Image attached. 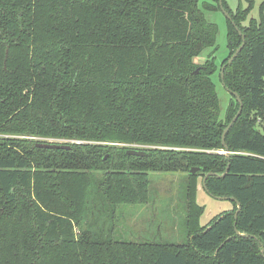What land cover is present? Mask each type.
<instances>
[{
  "label": "trees",
  "instance_id": "16d2710c",
  "mask_svg": "<svg viewBox=\"0 0 264 264\" xmlns=\"http://www.w3.org/2000/svg\"><path fill=\"white\" fill-rule=\"evenodd\" d=\"M245 2L231 12L221 0V117L217 27L203 13L219 0H0V264H264V0L242 26ZM233 93L241 112L222 144ZM208 173L206 193L240 211L230 202L200 227ZM168 174L179 175L181 244L128 224Z\"/></svg>",
  "mask_w": 264,
  "mask_h": 264
},
{
  "label": "rangeland",
  "instance_id": "374dc122",
  "mask_svg": "<svg viewBox=\"0 0 264 264\" xmlns=\"http://www.w3.org/2000/svg\"><path fill=\"white\" fill-rule=\"evenodd\" d=\"M223 2L231 12H235L237 7H240L241 9L247 8L245 0H223ZM260 3L261 0H254V3L246 16V20L242 22V26H247L248 21L251 19L256 21L259 20ZM203 13L206 20L217 27L216 51L213 54L217 70L211 76V80L215 85L216 94L219 100L220 116L223 117L227 105L231 101L230 94L221 83V76L219 73L221 62L228 57L226 39L227 16L226 13L220 9L214 12L204 11ZM210 52L211 50H205L202 54H200L198 59H196V62L198 64H203L208 58ZM151 176L152 175L150 174L149 179ZM169 176L171 177L158 176L157 179L155 177L152 178L156 179V181L152 183V188L156 192V199L153 200L152 207L148 208L147 206H137L133 208L130 211L133 215L128 218V224L140 229L150 222L153 226L152 231H155L157 243L181 244L185 242V234L183 226L184 213L182 206L178 204L179 175L173 176L172 174ZM197 186L195 201L196 204L203 209L199 218V226L203 227L221 212L230 210L231 203L229 201L217 200L208 195L202 188L200 180H198ZM155 237H149L148 235L145 236L144 234L145 239H153Z\"/></svg>",
  "mask_w": 264,
  "mask_h": 264
},
{
  "label": "water",
  "instance_id": "95a60500",
  "mask_svg": "<svg viewBox=\"0 0 264 264\" xmlns=\"http://www.w3.org/2000/svg\"><path fill=\"white\" fill-rule=\"evenodd\" d=\"M219 6L221 8V0H219ZM222 10V8H221ZM224 12V11H223ZM227 16V14H226ZM228 18V16H227ZM243 47V37H242V43L241 45L236 49V51L232 54V56L230 57L229 59V63L232 62L236 56L240 53L241 49ZM221 75H222V72H221ZM236 101L239 103V109L236 113V115L232 118V120L229 122V124L226 126V128L224 129L223 133H222V144H224V137H225V134L228 132V130L230 129V127L233 125V123L236 121V119L238 118V116L240 115V112H241V101L239 99V97L233 93L232 94ZM38 147H42V148H48V149H59V148H69L68 146H60V145H55V144H41V145H38ZM127 155L129 156H136V157H144V156H148L149 154L146 153V152H141V151H138V150H128L127 152ZM225 155H228L227 151L225 150L224 152ZM198 171L197 168H191L189 170V174L190 175H195L196 172ZM227 172V169L226 171L222 174V176ZM210 175V173L206 174L203 178H202V181H201V184H202V188L204 189V191L206 192V188H205V181H206V178ZM215 199L217 200H224V201H229V202H235L236 203V211L234 213V219H236L237 217V214L238 212L240 211V205L239 203H237L233 198H221V197H215ZM237 233V232H236ZM263 253V251H262Z\"/></svg>",
  "mask_w": 264,
  "mask_h": 264
}]
</instances>
